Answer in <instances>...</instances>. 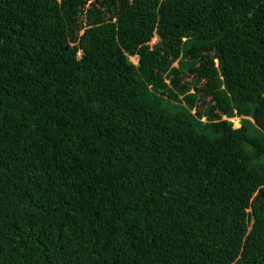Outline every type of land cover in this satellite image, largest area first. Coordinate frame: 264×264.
Here are the masks:
<instances>
[{
  "label": "trees",
  "instance_id": "trees-1",
  "mask_svg": "<svg viewBox=\"0 0 264 264\" xmlns=\"http://www.w3.org/2000/svg\"><path fill=\"white\" fill-rule=\"evenodd\" d=\"M0 264H264V0H0Z\"/></svg>",
  "mask_w": 264,
  "mask_h": 264
},
{
  "label": "clouds",
  "instance_id": "clouds-1",
  "mask_svg": "<svg viewBox=\"0 0 264 264\" xmlns=\"http://www.w3.org/2000/svg\"><path fill=\"white\" fill-rule=\"evenodd\" d=\"M82 31H79V34L81 33ZM155 39L156 38H152L151 40H150V42H149V44H151V43H153L154 41H155ZM130 57H136V55H130L129 56V59H130ZM137 58V57H136ZM226 120H228L229 122H231L232 123V126H234V124H233V121L236 119L237 120V122L236 123H238L239 124V122H238V120H239V117H227V118H225ZM234 127H236V126H234ZM4 187H5V189H6V196L11 200V194H10V192L9 191H7V185L4 183Z\"/></svg>",
  "mask_w": 264,
  "mask_h": 264
},
{
  "label": "rangeland",
  "instance_id": "rangeland-1",
  "mask_svg": "<svg viewBox=\"0 0 264 264\" xmlns=\"http://www.w3.org/2000/svg\"><path fill=\"white\" fill-rule=\"evenodd\" d=\"M130 61H132V62H136V57H130ZM237 122V120L235 119L234 121H233V124H234V126H237L238 125V123H236Z\"/></svg>",
  "mask_w": 264,
  "mask_h": 264
},
{
  "label": "water",
  "instance_id": "water-1",
  "mask_svg": "<svg viewBox=\"0 0 264 264\" xmlns=\"http://www.w3.org/2000/svg\"><path fill=\"white\" fill-rule=\"evenodd\" d=\"M260 192V190H257V193H259Z\"/></svg>",
  "mask_w": 264,
  "mask_h": 264
}]
</instances>
